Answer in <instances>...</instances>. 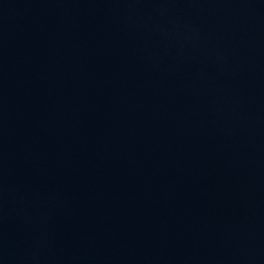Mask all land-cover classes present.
I'll list each match as a JSON object with an SVG mask.
<instances>
[{
    "label": "water",
    "instance_id": "obj_1",
    "mask_svg": "<svg viewBox=\"0 0 264 264\" xmlns=\"http://www.w3.org/2000/svg\"><path fill=\"white\" fill-rule=\"evenodd\" d=\"M0 264H264V0H0Z\"/></svg>",
    "mask_w": 264,
    "mask_h": 264
}]
</instances>
